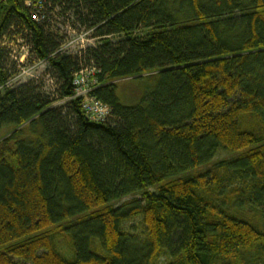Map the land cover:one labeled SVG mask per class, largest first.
<instances>
[{
	"label": "trees",
	"instance_id": "obj_1",
	"mask_svg": "<svg viewBox=\"0 0 264 264\" xmlns=\"http://www.w3.org/2000/svg\"><path fill=\"white\" fill-rule=\"evenodd\" d=\"M42 2L0 0V83L18 34L56 83L0 92V264H264V0ZM57 24L96 44L59 52ZM86 65L108 120L72 97Z\"/></svg>",
	"mask_w": 264,
	"mask_h": 264
},
{
	"label": "rangeland",
	"instance_id": "obj_2",
	"mask_svg": "<svg viewBox=\"0 0 264 264\" xmlns=\"http://www.w3.org/2000/svg\"><path fill=\"white\" fill-rule=\"evenodd\" d=\"M57 27L59 29L58 34L62 36L63 42H65L66 47L68 49V53H74L78 51L80 46H88V45H95L96 41L90 37V31H77L75 29H72L67 24L60 25L57 24ZM4 46L7 48L10 53L15 56L17 59H19V56L24 53V49L26 50L27 47H24V39L18 35L13 36V38H7V36L3 40ZM24 47V49H23ZM81 49V48H80ZM46 62V61H45ZM43 61H39L34 59L32 56H30V53H28V62H24V70H27L26 68H30V72L23 77L25 78L24 81H27L29 79H36V81H42L45 89L48 91L54 90L55 88V80L49 74L47 73L46 63ZM17 63L15 62L12 56H9L8 61V69L10 68L11 71L17 70ZM23 81V82H24ZM18 85V84H17ZM150 85H148V81L146 78H124L120 79L116 83V94L123 104H135L138 102L141 98V96L149 90ZM53 104L55 105H63L64 100L63 99H56ZM231 157V154L225 153V152H219L218 156L214 159V161H218L222 158H228ZM132 196H127L119 201L113 202V206L120 205L123 201L127 200ZM247 207V204H245L244 209ZM123 227L128 230H139L141 228V218L137 217L133 219L132 221L125 222L123 224ZM57 245L60 251H62L67 256H70V252L66 248V245L61 240V238H58Z\"/></svg>",
	"mask_w": 264,
	"mask_h": 264
},
{
	"label": "built area",
	"instance_id": "obj_3",
	"mask_svg": "<svg viewBox=\"0 0 264 264\" xmlns=\"http://www.w3.org/2000/svg\"><path fill=\"white\" fill-rule=\"evenodd\" d=\"M25 5L31 9V14L37 20L46 19L49 22L55 17L56 11L51 15H47L45 10L43 9L44 4L42 0H25ZM24 47L27 46L25 45ZM85 47L80 46L78 51L83 50ZM58 51L62 53H68L65 42L60 45ZM28 53L29 47H27L26 50L24 49V53H22L19 56V59H17L9 51V55L13 57L15 62L19 63H17V70L9 71L7 79L3 84H0V91L4 88H9L17 85L25 80V78L23 79V77L30 72V68H26L27 70H24L25 67L23 65L25 61L28 62ZM95 72L96 68L94 66L86 65L80 67L78 71L74 73L72 80V84L74 86V94L72 97L81 99V106L86 116L89 120L96 122L108 120L110 116V109L107 105L90 94L91 90L96 85V79L94 78Z\"/></svg>",
	"mask_w": 264,
	"mask_h": 264
},
{
	"label": "bare ground",
	"instance_id": "obj_4",
	"mask_svg": "<svg viewBox=\"0 0 264 264\" xmlns=\"http://www.w3.org/2000/svg\"><path fill=\"white\" fill-rule=\"evenodd\" d=\"M43 8H45V9H47V11H45L46 13H47V15H51L52 13H54L55 11H56V9H53V8H51V5H47V7H45V5L43 6ZM32 17H33V19L35 20V21H37V22H39V21H43V20H37L33 15H32ZM45 20V19H44ZM46 23H48V21L46 20ZM37 60V59H36ZM39 61H43V62H45L44 60H39ZM4 82H2V83H0V84H3ZM16 85H14V86H12V87H9V88H13V87H15ZM4 89H6V88H4ZM4 89H2L1 91H3ZM0 91V92H1Z\"/></svg>",
	"mask_w": 264,
	"mask_h": 264
},
{
	"label": "flooded vegetation",
	"instance_id": "obj_5",
	"mask_svg": "<svg viewBox=\"0 0 264 264\" xmlns=\"http://www.w3.org/2000/svg\"><path fill=\"white\" fill-rule=\"evenodd\" d=\"M5 1V0H4Z\"/></svg>",
	"mask_w": 264,
	"mask_h": 264
}]
</instances>
